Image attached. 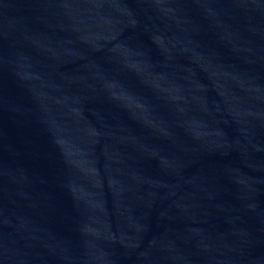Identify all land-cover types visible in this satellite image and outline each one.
<instances>
[{"label": "water", "instance_id": "1", "mask_svg": "<svg viewBox=\"0 0 264 264\" xmlns=\"http://www.w3.org/2000/svg\"><path fill=\"white\" fill-rule=\"evenodd\" d=\"M0 264H264V0H0Z\"/></svg>", "mask_w": 264, "mask_h": 264}]
</instances>
